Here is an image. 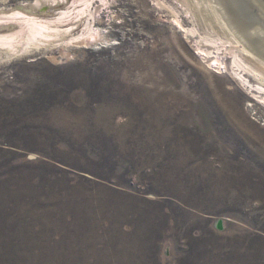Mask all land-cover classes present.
<instances>
[{"label": "rangeland", "instance_id": "1", "mask_svg": "<svg viewBox=\"0 0 264 264\" xmlns=\"http://www.w3.org/2000/svg\"><path fill=\"white\" fill-rule=\"evenodd\" d=\"M5 1L58 32L0 45L1 264H264V90L216 37L251 29L231 0Z\"/></svg>", "mask_w": 264, "mask_h": 264}, {"label": "bare ground", "instance_id": "2", "mask_svg": "<svg viewBox=\"0 0 264 264\" xmlns=\"http://www.w3.org/2000/svg\"><path fill=\"white\" fill-rule=\"evenodd\" d=\"M22 1H25V0H21V2ZM37 1H41V0H37ZM2 2L5 3L6 1L0 0V4ZM231 2L234 4L233 5L234 10L238 12V14H240L241 16L240 19L243 21L244 20L248 21V23H251L249 24L251 29H249L248 31L247 30L243 31V32H246L245 34H239L232 27L231 29L229 28L231 30V32H229V36L231 38L223 40L221 37H218V36L216 37L218 40L221 39L220 41H222L223 44H226L228 42L231 44V47L229 49H230V53L233 56L232 62L234 66H236L238 70H242L246 72L248 77L254 78L256 82H258L257 88L259 90H264L262 86L264 85V8L261 6V3L259 4L258 0H231ZM30 6L21 5L19 3L15 6V8L11 9L13 16L24 15V14L28 15V17L18 18L21 20H24V19L27 20V26L26 24L24 25L26 26L25 28H27L28 31L24 35L20 34L16 37L17 32L12 29L13 28L12 24L0 25V45L11 44V43H21L22 46H24L31 41H36V42L42 41V39H39L37 36H40L41 38H51L54 35H56L55 32H58V29H54L51 26H48L47 23H42V21L37 22L35 18H30V15H29L31 14L30 9L27 10V8H29ZM11 10H7V11L3 10L2 12L10 13ZM19 27L21 30L24 28L23 25H20ZM52 29L53 31L50 32L49 30H52ZM243 35H245L246 37H244ZM221 92L222 90L219 93ZM219 93L218 94L215 93L216 95L214 94V96H216L214 100L220 106L222 110L226 111L228 103L226 102L225 97L223 95H220ZM35 255H32L34 259L28 260L27 264H40L39 263L40 257L38 258ZM44 256L46 257H45V263L43 264H55L54 263L56 259L54 258L55 255L50 253L49 255H44ZM36 259H39V261H37ZM23 264H26V263H23Z\"/></svg>", "mask_w": 264, "mask_h": 264}, {"label": "water", "instance_id": "3", "mask_svg": "<svg viewBox=\"0 0 264 264\" xmlns=\"http://www.w3.org/2000/svg\"><path fill=\"white\" fill-rule=\"evenodd\" d=\"M260 2L264 5V0H260Z\"/></svg>", "mask_w": 264, "mask_h": 264}]
</instances>
